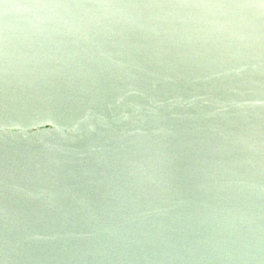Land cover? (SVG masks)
I'll return each instance as SVG.
<instances>
[{
  "label": "water",
  "instance_id": "95a60500",
  "mask_svg": "<svg viewBox=\"0 0 264 264\" xmlns=\"http://www.w3.org/2000/svg\"><path fill=\"white\" fill-rule=\"evenodd\" d=\"M0 264H264V0H0Z\"/></svg>",
  "mask_w": 264,
  "mask_h": 264
}]
</instances>
